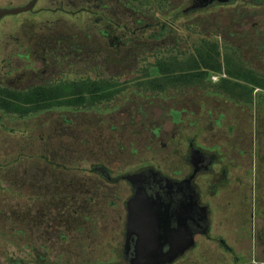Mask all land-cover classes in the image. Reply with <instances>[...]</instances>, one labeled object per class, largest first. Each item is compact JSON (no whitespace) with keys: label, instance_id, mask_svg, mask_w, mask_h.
<instances>
[{"label":"rangeland","instance_id":"374dc122","mask_svg":"<svg viewBox=\"0 0 264 264\" xmlns=\"http://www.w3.org/2000/svg\"><path fill=\"white\" fill-rule=\"evenodd\" d=\"M129 2L131 18L165 22L173 20L176 10L185 6L188 0ZM248 8L249 12L252 7ZM260 8L264 11V7ZM49 14L54 13L46 12V17ZM65 18L74 17L66 15ZM175 22L178 26L175 48L169 43L160 50L150 49L151 42L136 60L131 56L126 60V67L130 69L119 72V68H114L118 73L112 77L109 73L99 74L93 70L87 75L89 81L103 77L102 80H109V83L118 82L119 91L110 102L82 107L79 111L55 107L44 115L29 118V121L34 120L32 148L26 147L29 140L18 131V153L25 154L19 163L27 161L28 164H22V169L29 167L32 170L29 171L31 175L19 179L15 187L7 180H0V264H15L20 259L24 260L21 264H46V207L53 206L51 197L57 195V190L52 189L57 186V179L97 177L93 170L97 164H107L115 177L148 165H160L169 172L175 168L186 169L184 156L191 137L203 143L205 148L223 153L233 150L235 154L230 155L238 156L234 162L239 165L236 167L231 163L232 175H240L243 179V187L236 190V195L244 196V199H252L254 193L264 196V88L255 87L251 96L238 89L233 92L231 86L236 79L227 72L230 66L239 64L264 78V14L240 16V12L230 7L216 6L210 11L180 15ZM150 33L151 30L146 31L147 36ZM206 40L219 44L223 72H211L199 83L162 93L147 91L142 87L143 83L140 85L139 82L161 76L156 65L158 60L169 57L187 60ZM72 68L77 67L72 65ZM74 77L73 72L68 75V79ZM223 79L229 82L224 83ZM138 102L144 104L137 105ZM173 112L179 114L178 119ZM45 115L46 139H42L41 124ZM64 118L73 120L67 130ZM19 125L23 127L21 120ZM156 125H164V130L168 129L169 134L173 132L174 135L154 141L151 130ZM7 158H11L10 153ZM13 164L4 168L6 174L11 173L7 168ZM46 184L50 185L47 195ZM121 187L118 192H122ZM14 189L18 191L12 194L10 190ZM219 191L213 195H218ZM213 195L206 193L204 200L210 201ZM113 199L119 202L117 210L121 209L122 200L118 197L104 198L100 204L104 215H99L96 220L91 238L83 232L75 234L76 237L70 234L69 238L56 244L52 241L47 258L56 264L106 260L108 245L114 242L112 237L117 238L110 229L114 226L113 218H107L106 212L111 209ZM62 246L64 251L59 250Z\"/></svg>","mask_w":264,"mask_h":264},{"label":"flooded vegetation","instance_id":"af4514ba","mask_svg":"<svg viewBox=\"0 0 264 264\" xmlns=\"http://www.w3.org/2000/svg\"><path fill=\"white\" fill-rule=\"evenodd\" d=\"M129 1L0 0L1 181L7 180L15 187L19 179L22 180L24 176L31 175L29 171L32 168L22 169L21 167L22 164H28V162L19 163V159L21 160L25 154L18 153L17 135L18 131L26 135L29 140L26 147H33L31 140L35 134L32 125L34 120L29 121L28 119L46 114V103L50 102V100L46 101V90L50 91V88L61 85L66 92H72L73 89L80 88L84 80L89 79L87 75L91 74L92 70L99 74L109 73L110 77L118 73L114 72V68H119V72L126 71L130 69L126 67L128 62L126 60L130 56L136 60L151 42L153 45L149 47L150 49L160 50L167 47L169 43H171V48H175L177 39L174 37L178 32L175 21L180 15L210 11L216 6L230 7L240 12V16L264 14L263 9H259V7H264V0H213L207 6L199 8L193 7L196 0H188L185 6L176 10L173 20L168 19L162 22L158 19L156 22H146L142 18H131ZM248 6L252 7L249 12ZM46 12L54 14L46 17ZM66 15L74 18H65ZM147 30H151L149 36L146 34ZM262 47L264 48V45ZM72 65L77 68H72ZM72 72L75 77L68 79V75ZM102 78H91V80L95 81V84L99 81L109 83V80H102ZM179 86L187 85H169L165 90ZM118 87H120L119 84ZM155 91L163 92L162 89ZM75 96H80V94L76 93ZM73 97L70 93L67 98L55 100L53 101L54 106L79 111L82 107H97L112 100L106 98L83 100ZM140 103L143 102L136 104ZM18 106L40 108L21 113L16 109ZM173 114L178 119L179 114L177 112ZM43 119L40 137L46 139V115ZM144 119L146 120V114ZM20 120L23 127L19 125ZM72 121L70 118L63 119L65 130ZM151 131L154 132V141L157 138L164 140L174 135L173 132L169 134L168 129L164 130V125L153 126ZM163 144L167 145L164 142ZM203 145L197 142L195 137L189 138L188 151L184 156L186 169L175 168L169 172L161 169L160 165H148L115 177L107 164H97L93 166V170L98 174L97 177L57 179L58 184L57 186L54 184L55 187L52 189L57 190V195L51 197L54 201L53 206L47 205L46 207L48 208L46 209V264H56L47 258L52 241L56 244L69 238L70 234L76 237L75 234L83 232L88 233L90 238L93 236L96 220L99 215H104V210L100 209L101 201L109 197H118L119 201L122 200L121 209L117 210L119 202L113 199L110 204L111 209L106 211L107 218L108 216L113 218L114 226L110 229L117 235V238L112 237L114 242L108 245L109 253L106 260L90 259L88 264H131L123 253L130 229L128 202L135 192L132 183L125 178L127 174L154 168L174 181H184L189 178L200 195L201 203L207 205L208 202L204 200L206 193L213 195L217 190H222L231 184L241 185L242 177L235 174L233 176L231 172L234 164L236 167L239 165L234 162L239 159L238 156L230 155H234V151L223 153L221 150L208 149ZM2 147H5L4 158L1 154ZM8 153L11 157L9 160ZM11 163L14 164L7 168L11 173L6 174L4 168ZM46 185L47 195L50 185ZM119 186H122L123 194L118 192ZM236 190L233 188L230 191L236 193ZM10 191L13 194L18 189ZM174 205L171 204L170 207L174 209ZM117 223H119L118 227ZM137 238L138 236L134 234L130 239L129 246L132 250L136 249ZM170 238L171 241L175 240L172 233ZM63 248L64 246L59 250L64 251ZM197 248L198 242L196 241L195 246L175 260L164 264H200L199 259L194 256ZM42 258H44L43 255ZM23 261L20 259L15 264H21Z\"/></svg>","mask_w":264,"mask_h":264},{"label":"water","instance_id":"95a60500","mask_svg":"<svg viewBox=\"0 0 264 264\" xmlns=\"http://www.w3.org/2000/svg\"><path fill=\"white\" fill-rule=\"evenodd\" d=\"M212 2L196 0L193 7ZM125 178L135 189L128 202L130 229L123 250L131 264L171 262L196 245L198 234L209 232V206L201 203L191 179L174 181L154 168L127 174ZM171 204H175L174 209ZM171 233L175 236L173 241ZM134 234L138 238L136 249L132 250L129 242Z\"/></svg>","mask_w":264,"mask_h":264},{"label":"crops","instance_id":"0c3cea01","mask_svg":"<svg viewBox=\"0 0 264 264\" xmlns=\"http://www.w3.org/2000/svg\"><path fill=\"white\" fill-rule=\"evenodd\" d=\"M241 187L231 184L206 201L210 230L196 236L198 248L194 252L200 264H253L254 258L264 260V196L254 193L252 199H244L230 191Z\"/></svg>","mask_w":264,"mask_h":264},{"label":"trees","instance_id":"16d2710c","mask_svg":"<svg viewBox=\"0 0 264 264\" xmlns=\"http://www.w3.org/2000/svg\"><path fill=\"white\" fill-rule=\"evenodd\" d=\"M220 56L219 44L206 40L196 47L195 53L187 60L182 61L178 57H175V59L174 57H169L168 59L161 58L156 64L160 68L161 76L149 78L139 83L140 85L143 83L147 91H155L157 89H162L163 91L166 86L174 84L188 85L199 83L204 77L209 76L211 72H223L224 64ZM228 65L230 66L229 63ZM227 72L231 78L236 79L231 86L233 92L238 89L240 93L244 94L245 92L251 96L255 87L264 88V78L252 70L246 69L244 66L239 64L230 66ZM223 81L224 83L229 82L226 79H223ZM106 82L99 81L95 84V81L84 80L81 87L73 89L72 92H66L61 85L52 87L50 91L46 90V101L50 100L49 103H46V110L58 107L54 106L53 101L67 98L70 93L74 96L73 98H81L83 100L87 98L98 100L102 98L111 99L119 91L117 88L118 83L110 84ZM76 93L80 94V96H75ZM39 108L37 106H18L16 109L21 113H26Z\"/></svg>","mask_w":264,"mask_h":264},{"label":"built area","instance_id":"2783aa9c","mask_svg":"<svg viewBox=\"0 0 264 264\" xmlns=\"http://www.w3.org/2000/svg\"><path fill=\"white\" fill-rule=\"evenodd\" d=\"M253 264H264V260H259V259H253Z\"/></svg>","mask_w":264,"mask_h":264}]
</instances>
